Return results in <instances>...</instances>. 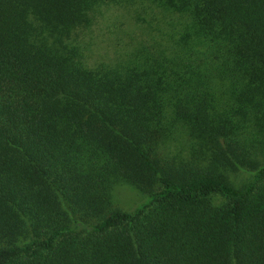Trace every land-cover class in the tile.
<instances>
[{"label":"trees","instance_id":"trees-1","mask_svg":"<svg viewBox=\"0 0 264 264\" xmlns=\"http://www.w3.org/2000/svg\"><path fill=\"white\" fill-rule=\"evenodd\" d=\"M107 5L158 35L91 66ZM0 264H264V0H0Z\"/></svg>","mask_w":264,"mask_h":264},{"label":"rangeland","instance_id":"rangeland-1","mask_svg":"<svg viewBox=\"0 0 264 264\" xmlns=\"http://www.w3.org/2000/svg\"><path fill=\"white\" fill-rule=\"evenodd\" d=\"M122 9L116 5L102 7V14L94 24L81 35V47L85 53L87 64L94 66L99 63H112L126 59L140 45H150V33L155 36L158 31L151 32V26H156L153 15L142 14L139 19L122 13ZM168 28L166 23H161V29ZM150 41H152L150 39ZM147 42V43H146ZM146 43V44H145ZM178 142H172L169 147V155H174ZM181 144L189 146L185 139ZM198 145V144H197ZM187 156V152L183 154ZM226 175L231 185L240 187L250 179V175L243 171H227ZM140 194L131 185H118L112 190V203L114 208L132 210L136 201L142 199ZM220 200L219 196L214 197Z\"/></svg>","mask_w":264,"mask_h":264}]
</instances>
